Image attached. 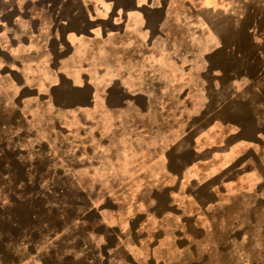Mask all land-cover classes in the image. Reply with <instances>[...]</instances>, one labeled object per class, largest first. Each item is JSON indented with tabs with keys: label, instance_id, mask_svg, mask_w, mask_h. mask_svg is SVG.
<instances>
[{
	"label": "rangeland",
	"instance_id": "obj_1",
	"mask_svg": "<svg viewBox=\"0 0 264 264\" xmlns=\"http://www.w3.org/2000/svg\"><path fill=\"white\" fill-rule=\"evenodd\" d=\"M246 85L109 125L0 74V264H264V142L230 140L264 117Z\"/></svg>",
	"mask_w": 264,
	"mask_h": 264
},
{
	"label": "crops",
	"instance_id": "obj_2",
	"mask_svg": "<svg viewBox=\"0 0 264 264\" xmlns=\"http://www.w3.org/2000/svg\"><path fill=\"white\" fill-rule=\"evenodd\" d=\"M2 13L0 74L92 124L180 109L181 95L245 79L264 91V0H14ZM254 60V76L236 72ZM229 121L230 140L264 142L262 115Z\"/></svg>",
	"mask_w": 264,
	"mask_h": 264
},
{
	"label": "water",
	"instance_id": "obj_3",
	"mask_svg": "<svg viewBox=\"0 0 264 264\" xmlns=\"http://www.w3.org/2000/svg\"><path fill=\"white\" fill-rule=\"evenodd\" d=\"M18 154V153H17ZM19 155V154H18Z\"/></svg>",
	"mask_w": 264,
	"mask_h": 264
}]
</instances>
